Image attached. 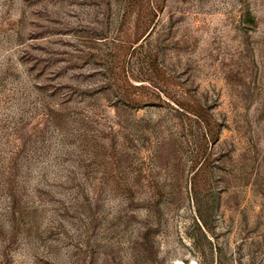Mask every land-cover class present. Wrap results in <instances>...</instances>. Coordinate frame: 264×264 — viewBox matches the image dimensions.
<instances>
[{"label": "rangeland", "instance_id": "obj_1", "mask_svg": "<svg viewBox=\"0 0 264 264\" xmlns=\"http://www.w3.org/2000/svg\"><path fill=\"white\" fill-rule=\"evenodd\" d=\"M0 264H264V0H0Z\"/></svg>", "mask_w": 264, "mask_h": 264}]
</instances>
